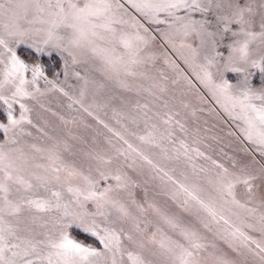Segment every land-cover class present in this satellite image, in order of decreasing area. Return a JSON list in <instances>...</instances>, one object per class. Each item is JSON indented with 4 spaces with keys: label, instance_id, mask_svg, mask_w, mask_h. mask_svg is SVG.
I'll use <instances>...</instances> for the list:
<instances>
[{
    "label": "snow or ice",
    "instance_id": "6c2138e0",
    "mask_svg": "<svg viewBox=\"0 0 264 264\" xmlns=\"http://www.w3.org/2000/svg\"><path fill=\"white\" fill-rule=\"evenodd\" d=\"M130 2L146 19L167 25L169 32L162 33L165 39L171 35L182 41V47L190 54L189 66L194 64L200 70L195 74L214 96L219 93L233 111L239 109L238 116L246 126L242 129L245 138L258 145L264 154V0L258 4L256 0ZM121 8L116 0H0V103L4 106V119L0 120L4 135L0 142V264H237L234 257H244L246 261L249 255L264 264V213L255 217L256 209H247L256 223H247L245 218L239 225L225 214L239 218L232 206L245 207L236 199L238 184L243 183L247 191H252V182L257 177L246 165L238 166L234 162L232 167L236 171L233 172L217 165L220 171L208 181L206 189L196 176L188 183L180 182L142 157L160 179L166 177V183H171L173 201L183 214L169 213L150 204L148 207L164 227L157 224L147 235L139 221L134 223V231L115 226L111 218L113 211L124 219L135 218L123 204L109 198L112 186L97 190V182L83 173L68 171L62 177L67 166L59 157L49 165L32 163L33 157L20 147H7L18 142L13 138L17 130L23 134V125L32 124L26 115L29 109L22 101L37 100V94L43 95L36 87L38 81L43 79L56 87V81L45 75L42 64L23 58L17 46L26 44L37 55L43 54L46 48H54L67 52L73 63L77 55L91 53L108 72L119 75L122 70L134 76L132 65L139 63L135 59L137 52L132 50L127 34L116 27L123 22L117 19ZM160 14H164L163 19H158ZM195 14H199V19ZM226 37L229 42L225 45V55L220 48ZM114 41L129 50V63L124 64L123 58L115 55ZM182 58L189 62L187 57ZM29 72L30 80L26 78ZM257 72L258 80L254 79ZM225 73H235V83ZM14 105H19V118L14 115ZM139 139L157 143L151 132ZM74 175L80 176L85 187L68 183ZM100 175L104 180L109 177L116 180L117 189L130 183L126 175L111 172ZM52 182L66 184L72 194L71 201L62 202L59 191H52L54 201L24 194L34 187L47 191ZM89 202L94 210L85 207ZM138 207L142 212L147 211L143 205ZM25 212L30 215L25 217ZM53 212L56 213L52 217L53 228L33 234L30 225L37 214ZM73 225L96 243H84L71 236L68 230ZM197 225L212 231L227 251L208 241ZM211 225L216 226L214 231ZM243 229L258 233L260 238L248 235Z\"/></svg>",
    "mask_w": 264,
    "mask_h": 264
},
{
    "label": "rangeland",
    "instance_id": "374dc122",
    "mask_svg": "<svg viewBox=\"0 0 264 264\" xmlns=\"http://www.w3.org/2000/svg\"><path fill=\"white\" fill-rule=\"evenodd\" d=\"M116 2L122 5L117 19L123 21L116 27L127 34L132 50L137 52L135 59L139 63L132 65L136 75H126L122 70L119 75L110 73L91 53L77 55L73 63L72 56L67 52L54 48H46L43 54L37 55L26 44L17 46L23 58L42 64L45 75L56 81V87L46 84L43 79L38 81L36 87L43 95L37 94V100L25 98L22 101L29 109L26 115L32 124L23 125V134L17 130L13 138L18 142L7 147H20L33 157L32 163L49 165L55 157H59L67 166L61 173L62 177L73 171L96 181L97 190L112 186L109 198L123 204L130 216L135 218L124 219L113 211L111 218L115 226L134 231V223L139 221L140 228L145 229L147 235L154 231L157 224L164 227L152 208L148 207L150 204L169 213L183 214L173 201L171 183H166V177L160 179L152 165L142 157H147L152 164L162 167L180 182L188 183L196 176L206 189L208 181L220 171L217 165H223L230 172L236 171L232 167L234 162L238 166L246 165L248 171L257 177L252 182V191H247L243 183L238 184L236 199L245 207L232 206L239 218L225 214L238 225L245 218L247 223H256L255 217L264 213V172H261L264 154L259 151L258 145L245 138L242 129L246 126L238 116L239 109L233 111L223 96L219 93L214 96L209 87L201 82L195 74L200 70L194 64L189 66L190 54L187 48L182 47V41L171 35L165 39L162 35L169 32L166 24L146 19L132 7L130 0ZM180 14L183 15V12ZM195 16L199 19V14ZM163 18L164 14L158 17ZM228 42L226 37L221 43L220 50L225 55ZM112 46L115 55L121 56L124 64L129 63V50L119 41H114ZM182 57H187L189 62L186 63ZM200 76L203 77L202 72ZM225 76L233 83L237 79L235 73H225ZM26 78L31 79L30 72L26 73ZM254 79H259L258 72L254 73ZM28 90L32 91V87L28 86ZM14 115L19 118V105H14ZM3 119L4 106L0 103V120ZM149 132L157 143L139 139ZM9 136L13 134L9 133ZM3 140L4 135L0 131V142ZM121 152L125 154L121 155ZM101 172L126 175L130 183L123 189H117V181L111 177L102 179ZM186 177L189 179L186 180ZM68 183L74 187H85L78 175L72 176ZM52 191L61 193L62 202L72 199L67 185L56 182L49 184L47 191L43 187H34L24 194L54 201ZM138 205H143L147 211L142 212ZM85 207L94 210L91 202ZM247 209H256L255 217ZM29 215L24 213L25 217ZM55 215V212L37 214V219L30 225L32 233L42 234L51 230ZM147 221L151 223H145ZM197 227L208 241L227 251L225 244L212 231ZM211 227L214 231L216 226ZM243 230L260 238L250 229ZM68 231L84 243H96L94 238L74 225ZM234 258L237 264H259L258 258L251 255L246 261L244 257Z\"/></svg>",
    "mask_w": 264,
    "mask_h": 264
},
{
    "label": "trees",
    "instance_id": "16d2710c",
    "mask_svg": "<svg viewBox=\"0 0 264 264\" xmlns=\"http://www.w3.org/2000/svg\"><path fill=\"white\" fill-rule=\"evenodd\" d=\"M54 57V55L52 56V58Z\"/></svg>",
    "mask_w": 264,
    "mask_h": 264
}]
</instances>
